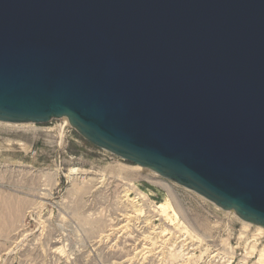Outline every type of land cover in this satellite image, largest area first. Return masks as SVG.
Returning a JSON list of instances; mask_svg holds the SVG:
<instances>
[{
  "label": "water",
  "instance_id": "1",
  "mask_svg": "<svg viewBox=\"0 0 264 264\" xmlns=\"http://www.w3.org/2000/svg\"><path fill=\"white\" fill-rule=\"evenodd\" d=\"M62 118L264 228V0H0V122Z\"/></svg>",
  "mask_w": 264,
  "mask_h": 264
},
{
  "label": "rangeland",
  "instance_id": "2",
  "mask_svg": "<svg viewBox=\"0 0 264 264\" xmlns=\"http://www.w3.org/2000/svg\"><path fill=\"white\" fill-rule=\"evenodd\" d=\"M253 244L264 228L63 118L0 122V264H241Z\"/></svg>",
  "mask_w": 264,
  "mask_h": 264
},
{
  "label": "bare ground",
  "instance_id": "3",
  "mask_svg": "<svg viewBox=\"0 0 264 264\" xmlns=\"http://www.w3.org/2000/svg\"><path fill=\"white\" fill-rule=\"evenodd\" d=\"M3 123V122H2ZM7 123H10V122H7ZM15 206V205H14ZM134 208V207H133ZM167 208V207H166ZM162 210V209H161ZM167 210V209H166ZM246 222V221H245ZM247 225V224H246ZM258 226V225H257ZM259 227H261V226H259ZM263 228V227H262ZM257 229H260V228H258L257 227ZM255 245L256 244H253L252 246H251V248L249 249V251H248V254H247V256H245L244 257V259L243 260H241L242 262H241V264H245V258H249V257H251L252 255H256V253H257V255H258V257H257V259H256V261H255V263L256 264H264V246L260 249V250H256L255 249ZM257 251V252H256ZM232 252V251H231ZM247 253V252H246ZM231 254V253H230ZM229 258V257H228ZM231 258V257H230ZM227 260H229V259H227Z\"/></svg>",
  "mask_w": 264,
  "mask_h": 264
}]
</instances>
